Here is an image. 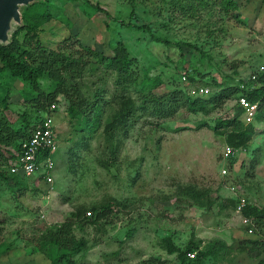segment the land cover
<instances>
[{
	"label": "rangeland",
	"instance_id": "rangeland-1",
	"mask_svg": "<svg viewBox=\"0 0 264 264\" xmlns=\"http://www.w3.org/2000/svg\"><path fill=\"white\" fill-rule=\"evenodd\" d=\"M83 1L49 0L50 16L36 27V38L46 49L86 61L77 83L90 99L95 91H102L100 127L89 136L88 146L70 157L67 101L57 96L53 188L48 191L46 184H39L34 189L28 181L29 188L17 196V186L0 179V252L9 248L0 256V264H50L57 248L40 250L33 238L64 221L77 207L91 211L90 216L85 214L87 224L73 228L75 239H83L84 245L67 250V256L55 264H178L176 253L165 249L166 235L180 250L191 241L203 247L224 240L228 248L223 255L203 264H257L264 245L242 241L264 240V218L258 220L260 228L247 233L236 212V197L264 208V120L253 123L246 148H239L228 160L222 158L226 134L215 125L239 114L236 99L208 114L183 107L168 117L139 111L126 134L111 142L102 129L115 109L110 100L114 72L101 56L110 55L118 42L126 48L137 74V84L130 90L137 103L139 84L155 77L160 80L154 88L157 94L172 89L188 92L196 83L210 95L219 89L218 83L237 85L264 66V2L88 0L107 11L106 16ZM29 6L20 7L21 16ZM130 25H144L150 31ZM22 26L21 18L12 27L10 41L17 32L19 44L32 51L34 40L20 30ZM36 85L44 92L53 89L47 77ZM37 93L30 82L13 77L8 69L0 72V113L13 128L23 125L24 113L33 119L36 111L30 101ZM260 113L264 115V108ZM189 189L207 191L213 203L207 207L201 199L204 205L197 206L186 194ZM99 204L109 210L96 218L91 206Z\"/></svg>",
	"mask_w": 264,
	"mask_h": 264
},
{
	"label": "trees",
	"instance_id": "trees-1",
	"mask_svg": "<svg viewBox=\"0 0 264 264\" xmlns=\"http://www.w3.org/2000/svg\"><path fill=\"white\" fill-rule=\"evenodd\" d=\"M75 1V0H68ZM264 2V0H262ZM42 2V3H40ZM49 0L36 1L22 13L23 26L20 28L26 30L25 35L30 36V40H34L35 48L32 51L27 49L24 45L19 44L16 39V34H13L12 40L6 44H0V72L3 69H8L13 77L28 81L33 88L38 92L36 97L31 99L36 111L33 119L31 116L24 113L23 125L13 128L11 124L0 113V179L5 184L10 185L11 181L14 183L15 192L17 196L23 195L26 189L29 188V182L32 183L34 189L37 186V179H29L12 174L8 171L7 165L9 161L13 160L20 151L21 141L27 139L30 132L38 123L41 113H45L49 109V105L57 101V96L62 95L67 101L66 116H68L71 124L72 135L67 140L73 141V145L68 148L70 157L77 156V149L81 146L86 148L88 146V139L100 127V117L102 112V98L101 90L98 89L90 97H87L77 83L84 71L86 70V61L79 57H74L71 54H66L58 49H46L41 43L40 39L36 38V27L43 20H47L50 16L48 11ZM83 4L91 10L100 11L106 16L108 12L97 4H92L88 0H84ZM117 20V19H115ZM129 25V24H128ZM136 29H144L150 31L146 26L130 25ZM31 31V35L28 32ZM153 38L161 41L157 37ZM166 44H170L166 40H162ZM178 44V43H177ZM101 62L105 67L114 72L113 91L111 92L110 100L115 103V109L111 119L103 126L102 132L107 140L116 142L117 135H125L128 128L137 119V112H147L150 116L168 117L172 115L177 108L183 107L187 111L196 113L201 112L208 114L213 108L220 107L229 99H237L239 96H245L251 102L257 103V113L252 123L244 124L239 117L242 110L239 108V114L230 120L218 121L215 129L223 128L221 133L226 134L225 143L234 148H246L249 141L252 139L254 133L253 123L264 120V115L260 112L264 108V70L253 72L256 74V80L252 81L240 80L237 85L223 86L219 83V89L214 90L210 95L193 96L188 92L180 89H172L163 91L162 93H154V88L160 84L158 77L143 81L138 91L140 92V102L131 95V89L137 84V74L131 69V59L128 58L126 48L119 42L112 48L110 55L101 56ZM43 77H47L53 85L52 91L44 92L36 85V82ZM185 76V80H186ZM193 82V79H188ZM148 83L147 87H143ZM191 85V83H190ZM198 84L195 83V86ZM141 90V91H140ZM6 98H2L3 108L6 109ZM104 102V101H103ZM108 101L105 102V104ZM139 115V114H138ZM117 145H112L110 150L114 152ZM29 181V182H28ZM28 183V184H27ZM13 186V187H14ZM37 188V187H36ZM205 190L189 189L187 191L188 198L196 201L197 206L204 205L201 199L206 201L205 205L209 207L213 203L207 195ZM232 202V200H228ZM91 210H96V218H101L109 210L106 204H99L91 206ZM90 211V210H87ZM85 207H77L69 213V217L56 225L55 227L45 228L39 235L33 238V241L40 250L49 251L50 248L56 247L57 253L51 257L50 264H55L56 261L67 256V250L75 249L84 245V240L75 239L73 233L74 227H83L87 224V217L85 215ZM91 213V211H90ZM243 214L253 219L255 223V230L260 228L258 220L264 218V208L258 209L251 205H246L243 208ZM90 216V215H89ZM260 221V220H259ZM165 242V249L168 253H176L178 264H203L204 261L215 259L223 255L222 251L228 248L225 241L222 239H215L209 241L205 246L200 247V244H194L191 241L183 250L177 248L172 242L170 235L163 238ZM251 244L264 245V240L258 239L245 240ZM196 251L194 258H189L187 253ZM9 252L8 246L0 252V256ZM264 263L263 257L257 264Z\"/></svg>",
	"mask_w": 264,
	"mask_h": 264
},
{
	"label": "built area",
	"instance_id": "built-area-1",
	"mask_svg": "<svg viewBox=\"0 0 264 264\" xmlns=\"http://www.w3.org/2000/svg\"><path fill=\"white\" fill-rule=\"evenodd\" d=\"M264 66H260L258 71H263ZM182 79H185V74H182ZM256 80V74L251 73L247 81ZM208 89L203 86H195L189 89L188 93L193 96H201L208 94ZM236 103L242 110V121L246 125L254 121L257 113V103L251 102L245 96H239ZM56 112V101L49 105V109L45 113H41L35 128L30 132L27 139L21 141L19 154L7 165L10 173L37 179V185H45L46 190L53 188L52 182L54 177V153L58 149L57 132L54 123V114ZM237 148H234L224 143L222 151L223 160H228L236 155ZM222 173H226L222 169ZM228 173V172H227ZM236 212L239 214L241 224L246 228L247 233L251 234L255 230V223L249 216L243 214V208L249 203L244 197L237 196ZM85 214L91 215L90 211ZM189 258L196 256V251L187 253Z\"/></svg>",
	"mask_w": 264,
	"mask_h": 264
},
{
	"label": "water",
	"instance_id": "water-1",
	"mask_svg": "<svg viewBox=\"0 0 264 264\" xmlns=\"http://www.w3.org/2000/svg\"><path fill=\"white\" fill-rule=\"evenodd\" d=\"M41 0H0V44L10 42V32L14 24L21 23V6H28Z\"/></svg>",
	"mask_w": 264,
	"mask_h": 264
}]
</instances>
